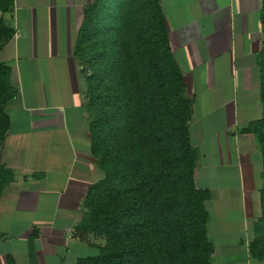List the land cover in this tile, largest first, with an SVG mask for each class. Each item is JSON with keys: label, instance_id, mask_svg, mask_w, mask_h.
I'll return each instance as SVG.
<instances>
[{"label": "crops", "instance_id": "0c3cea01", "mask_svg": "<svg viewBox=\"0 0 264 264\" xmlns=\"http://www.w3.org/2000/svg\"><path fill=\"white\" fill-rule=\"evenodd\" d=\"M99 1L0 0L8 32L0 39V66L10 93L2 106L0 167L11 173L0 197V264H30L29 248L35 264H76L104 245L75 234L88 189L104 178L90 150L86 67L75 54L88 17L110 21ZM157 4L190 101L193 183L209 193L212 264H264L249 253L262 216L264 162L256 136L246 131L263 115V0Z\"/></svg>", "mask_w": 264, "mask_h": 264}, {"label": "trees", "instance_id": "16d2710c", "mask_svg": "<svg viewBox=\"0 0 264 264\" xmlns=\"http://www.w3.org/2000/svg\"><path fill=\"white\" fill-rule=\"evenodd\" d=\"M130 1L104 0L110 21L93 22L88 17L75 46V54L89 59L90 150L104 174L88 189L85 213L75 227L77 237L92 234L104 245L76 264H212L204 206L209 193L197 190L193 183L198 153L189 140L191 106L183 95V78L157 0H132L136 2L131 5L133 12L126 6ZM141 3L152 46L139 38L145 24L139 19L131 24L140 17ZM9 4L4 1V9ZM93 11L94 7L90 14ZM261 21L263 48L258 65L263 115L246 131L256 136L264 162V0ZM132 29L133 36L126 38ZM7 34L0 22V39ZM7 72L0 66V142L7 127L2 112L10 96ZM10 181L11 173L0 167V197ZM261 213L249 248L257 260H264V181ZM29 262L35 264L30 248ZM7 264L15 263L9 258Z\"/></svg>", "mask_w": 264, "mask_h": 264}, {"label": "rangeland", "instance_id": "374dc122", "mask_svg": "<svg viewBox=\"0 0 264 264\" xmlns=\"http://www.w3.org/2000/svg\"><path fill=\"white\" fill-rule=\"evenodd\" d=\"M140 2L142 1V0H139ZM104 3V0H102L101 2H100V4L102 5V7H103V9H105L104 10V12H109V10L105 7V5L103 4ZM136 4V2H133L132 0L129 2V3H127L126 4V6H130L131 7V11L133 12L134 11V7H132L131 5H135ZM143 3H141V6H142V8H141V13H140V17L139 18H133V20L131 21V24L132 25H134L135 23H134V21L136 22V20L137 19H139V20H141V24H145L144 26H143V28L141 27V29H142V32L139 34V38H141V39H146V40H148L150 43H151V41H152V38H151V31H149L150 29H149V26H148V19H147V15H146V9H144V7H143V5H142ZM110 13V12H109ZM113 15V14H112ZM138 20V21H139ZM136 25H137V23H136ZM140 29V30H141ZM134 32V29H132L131 30V33L129 34V33H127V35H126V38H128V37H132L133 36V33ZM150 38H151V41H150ZM151 46H152V43H151ZM126 53V51L124 52V54ZM129 54V52L127 51V55ZM80 58V60L83 62V64L85 65V67H87V65L86 64H88V62H89V59L88 58H82V57H79ZM86 70H85V74H86V79H87V77L88 76H90L92 73H91V71L90 70H88L87 68H85ZM111 80H112V82L114 81V78H112V74H111ZM96 94V93H95ZM183 95L185 96V90H184V93H183ZM183 96V97H184ZM186 97V96H185ZM89 98H90V96H89V94H88V97H87V94H86V99H87V103H88V100H89ZM188 99V98H187ZM97 163V162H96ZM97 239V238H96ZM96 242H102V241H96Z\"/></svg>", "mask_w": 264, "mask_h": 264}]
</instances>
